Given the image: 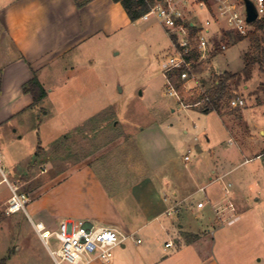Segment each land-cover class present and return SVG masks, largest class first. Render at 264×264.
Instances as JSON below:
<instances>
[{
  "label": "rangeland",
  "instance_id": "rangeland-1",
  "mask_svg": "<svg viewBox=\"0 0 264 264\" xmlns=\"http://www.w3.org/2000/svg\"><path fill=\"white\" fill-rule=\"evenodd\" d=\"M210 3L214 5L213 1ZM188 12L194 17L196 11ZM263 16L264 10L257 21ZM197 19L203 21L199 15ZM248 29L253 31L254 23ZM257 34L264 40V30ZM239 38L215 40L218 47L225 43L227 49L214 52L211 60L218 72L236 73L231 94L245 100V106H228L225 110L232 112L228 124L235 140L241 146H253L260 140L264 153V132L260 133L264 129V74L252 61L251 37ZM172 51L164 26L151 15L102 41L98 53L103 62L100 82L93 81L88 87L80 82L70 89L67 82L75 74L65 72L64 68L57 75H43L48 95L34 107L30 116L32 125L18 133L0 129V179L6 176L10 183L30 193L27 210L34 219H38L34 213L37 207L51 209L61 217L84 219L86 199L82 175L93 171L113 195L122 214L135 222L139 217L128 191L137 189L139 178L144 177L148 168L168 157L183 169L188 148L192 149L188 164L197 157V169L219 172L222 167H232L230 182L248 191L252 201L258 192L264 197V156L256 158L257 152L244 155L234 141L231 143L226 122L215 110L204 113L184 108L167 94L162 63ZM96 55L89 51L75 61L85 62ZM66 62L63 60L61 64ZM247 126L255 132L253 138L249 137L252 131ZM195 137L207 151L216 147L215 156L199 155V148L194 146ZM143 155L148 163L143 161ZM251 156H254L252 160L244 162ZM59 176H62L61 183L56 179ZM8 181L0 184V264H55L27 215L22 211L8 214L5 205H1L11 195ZM200 197L195 196L193 200ZM128 208L133 211L127 214ZM57 222L53 220L52 224ZM137 238L138 235L129 238L125 247H115L109 264L120 254L129 263L142 247L136 244ZM51 246L57 249L59 245L52 241Z\"/></svg>",
  "mask_w": 264,
  "mask_h": 264
},
{
  "label": "crops",
  "instance_id": "crops-1",
  "mask_svg": "<svg viewBox=\"0 0 264 264\" xmlns=\"http://www.w3.org/2000/svg\"><path fill=\"white\" fill-rule=\"evenodd\" d=\"M195 11L194 17L188 16L197 22V15L203 20L213 15V11ZM130 24L132 21L122 4L114 0H91L83 7H78L75 0H1L0 129H13L18 133L25 126L32 125L30 116L35 111L33 95L23 88L35 75L46 90L43 75H57L63 68L65 72L75 74L67 82L70 89L80 82L87 87L93 81L100 82L103 62L98 53L102 41L118 35ZM237 36L242 37L228 29L223 21L216 20L210 29L209 40L213 44L215 40L227 38L232 41ZM89 51L97 55L85 62L75 61L84 58ZM213 57L214 54L212 60ZM211 58L200 68L203 74L209 76L210 72H214L218 79L221 72H229H218ZM63 60H67L65 65L61 64ZM227 108L225 106L216 112L226 122L231 135L229 141H234L244 155L257 152L258 158L263 152L260 147L262 141H255L253 146H241L228 124L232 112H225ZM194 109L208 112L207 107ZM247 127L252 131L250 126ZM263 132L264 129H261L260 133ZM254 133L252 131L249 137L253 138ZM194 142V146L199 148V155L206 158L215 156L216 147L207 151L196 137ZM183 160V169L173 163L172 157L158 164L160 169L156 165L148 168L144 177L139 178L141 182L137 184V189L128 191L139 217L135 222L122 214L113 195L95 172L88 171L82 175L86 199L82 212L84 219L138 235L135 242L142 245L129 263L126 256L120 254L112 264H264L263 193L258 192L252 201L248 191L228 180L232 167H222L219 172L217 169L201 170L197 169V157L191 164L187 163L190 156L187 160L184 156ZM143 161L148 163L144 155ZM162 167L168 169L161 170ZM4 177L0 179V184ZM61 177L56 178L58 183H61ZM198 195L201 197L194 201L193 198ZM200 202L203 203L201 207L198 206ZM5 204L6 201H3L1 205ZM216 208L222 211L217 213ZM131 210L128 208L127 214ZM34 213L38 216L36 220H42L50 227H56L61 219L67 218L40 207L35 208ZM201 217L206 220L201 221ZM53 220L58 222L53 225ZM171 241L173 244L167 247L166 244ZM90 264L104 263L96 259Z\"/></svg>",
  "mask_w": 264,
  "mask_h": 264
},
{
  "label": "built area",
  "instance_id": "built-area-1",
  "mask_svg": "<svg viewBox=\"0 0 264 264\" xmlns=\"http://www.w3.org/2000/svg\"><path fill=\"white\" fill-rule=\"evenodd\" d=\"M210 1L214 2L211 5ZM258 8L259 17L264 10V0H253ZM195 7V8H194ZM243 0H156L149 11L142 18L148 19L154 15L164 26L171 39L173 51L168 54L162 63L163 74L166 78V92L175 97L179 105L184 108H205L212 106L209 89L218 84L217 74H203L200 68L208 63L216 51H224L227 45L219 47L209 40L210 29L216 20L223 21L228 29L240 36L249 34L246 10ZM214 8V9H213ZM199 9L213 11V15L197 22L190 19L189 10ZM245 9V8H244ZM176 74L177 80L171 75ZM245 100L232 97L229 107H243ZM191 149L187 150L185 159H189ZM264 153L259 154L262 158ZM2 154L0 153V165ZM4 180L8 179L6 176ZM9 183L11 195L7 199L5 209L8 214L24 212L32 227L47 248L55 264H90L100 259L106 264L111 262L115 247L125 245L133 233H125L115 227L101 226L84 219H61L56 227H50L42 220H35L27 210L30 194ZM229 190L227 189V192ZM203 206V203H198ZM170 208L168 211L172 210ZM219 213L222 211L216 208ZM55 242L57 249L52 248ZM169 242L166 246H171Z\"/></svg>",
  "mask_w": 264,
  "mask_h": 264
},
{
  "label": "trees",
  "instance_id": "trees-1",
  "mask_svg": "<svg viewBox=\"0 0 264 264\" xmlns=\"http://www.w3.org/2000/svg\"><path fill=\"white\" fill-rule=\"evenodd\" d=\"M91 0H75L78 7H83ZM120 2L125 9L127 15L132 22H135L146 14L150 6L156 0H114ZM255 29L249 32L251 37V46L254 54L251 55L252 61L258 66L261 73L264 74V40L258 36L259 30H264V16L260 21L254 22ZM243 37V36H242ZM241 37V38H242ZM252 63V62H251ZM249 65V64H248ZM171 77L177 80L176 74H172ZM236 78V74L225 72L218 80V84L209 89V95L211 97L212 106L207 107V111L215 110L220 112L221 108L229 106L231 99V82ZM25 92H30L33 95V107H38L42 100L47 95V90L44 88L38 77L35 75L23 88Z\"/></svg>",
  "mask_w": 264,
  "mask_h": 264
},
{
  "label": "water",
  "instance_id": "water-1",
  "mask_svg": "<svg viewBox=\"0 0 264 264\" xmlns=\"http://www.w3.org/2000/svg\"><path fill=\"white\" fill-rule=\"evenodd\" d=\"M247 15V22L254 23L259 18L258 8L253 0H243Z\"/></svg>",
  "mask_w": 264,
  "mask_h": 264
}]
</instances>
